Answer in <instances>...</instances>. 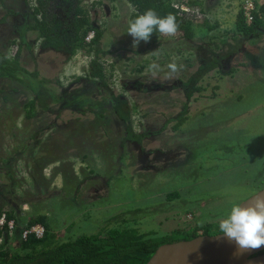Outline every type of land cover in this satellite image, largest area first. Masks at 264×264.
I'll return each instance as SVG.
<instances>
[{
  "label": "rangeland",
  "instance_id": "rangeland-1",
  "mask_svg": "<svg viewBox=\"0 0 264 264\" xmlns=\"http://www.w3.org/2000/svg\"><path fill=\"white\" fill-rule=\"evenodd\" d=\"M172 1L187 11L195 38L134 47L131 4L83 0L109 54L100 56L102 84L89 78L94 54L68 60L25 31L35 4L0 0V53H19L38 74L29 84L55 97L28 120L36 94L0 79V212L19 222L0 245L18 253L23 228L43 215L63 243L122 223L158 239L187 235L264 189V33L243 38L236 29L247 3L258 10L264 0ZM194 87L202 91L190 94ZM116 98L128 103L133 132L149 135L141 144L126 140ZM185 109L188 122L175 132Z\"/></svg>",
  "mask_w": 264,
  "mask_h": 264
},
{
  "label": "trees",
  "instance_id": "trees-1",
  "mask_svg": "<svg viewBox=\"0 0 264 264\" xmlns=\"http://www.w3.org/2000/svg\"><path fill=\"white\" fill-rule=\"evenodd\" d=\"M26 1L35 5L32 7L31 14L33 24L27 26L25 31L37 36V41L41 42L42 50L65 54L68 56V60H72L79 54L89 56L94 54L95 59L89 66V78L104 84L106 74L100 56L106 57L109 54L99 49L103 33L94 27L90 12L83 6V0ZM124 1L135 9L132 20L149 9L154 10L160 17L169 14L175 16L178 25L176 33L168 36L154 32L149 42L156 43L164 38L190 41L195 38L193 21L188 19L187 13L176 7L172 0ZM188 7L192 8V5H188ZM253 18V22L249 24L244 12L239 13L236 29L243 38L257 37L259 33H264V5L256 10ZM92 34L94 37L90 39ZM19 55L18 53L15 58H8L0 53V79L18 83L36 94L37 100H31L25 107L27 119L33 120L37 115L38 107L47 109L46 101L48 99L55 100V97L51 91L46 89L35 91L33 85L29 83L30 79L37 78L38 74L27 71L22 66ZM212 68L213 66L203 67L202 71L207 73ZM196 88L194 87L190 94H193L194 91L198 93L202 91V89ZM190 94L189 98L192 96ZM115 100V113L119 120L127 125L126 140L141 144L149 135H136L133 132L128 103L121 98ZM188 119V112L185 109L176 120L173 130L179 132ZM173 198H180V194L170 195L168 200L172 201ZM4 214H7L9 220H14L16 226H19L14 213L0 212V219ZM123 224L107 227L96 235L83 236L75 241L63 243L60 241L59 235L53 233L48 216L33 217L23 228V232L39 225L45 228L44 238L38 239L34 235H30L26 240L23 239L18 253L8 250L7 246L3 244L0 245V264H148L156 252L166 245L194 240L200 236V232L203 236L223 234L219 231V224H208L195 229L193 233H187V235L178 231L158 239L155 233L142 234L139 228H131L129 225L125 227ZM6 237H9V234L0 230V242Z\"/></svg>",
  "mask_w": 264,
  "mask_h": 264
},
{
  "label": "clouds",
  "instance_id": "clouds-1",
  "mask_svg": "<svg viewBox=\"0 0 264 264\" xmlns=\"http://www.w3.org/2000/svg\"><path fill=\"white\" fill-rule=\"evenodd\" d=\"M178 25L174 15L160 17L154 10H147L137 15L127 27V34L133 38V46L141 41L147 43L154 32L162 35H174ZM172 72L177 65L168 66ZM150 70H158L159 65L153 63ZM219 231L240 251L259 249L264 245V193L257 192L247 203H235L231 206L226 218L219 223Z\"/></svg>",
  "mask_w": 264,
  "mask_h": 264
},
{
  "label": "water",
  "instance_id": "water-1",
  "mask_svg": "<svg viewBox=\"0 0 264 264\" xmlns=\"http://www.w3.org/2000/svg\"><path fill=\"white\" fill-rule=\"evenodd\" d=\"M260 192L264 193V189ZM261 253H264V245L259 249L240 251L223 234L200 235L191 241L160 248L148 264H264Z\"/></svg>",
  "mask_w": 264,
  "mask_h": 264
},
{
  "label": "built area",
  "instance_id": "built-area-1",
  "mask_svg": "<svg viewBox=\"0 0 264 264\" xmlns=\"http://www.w3.org/2000/svg\"><path fill=\"white\" fill-rule=\"evenodd\" d=\"M182 10V9H181ZM183 12H187L183 9ZM256 8L254 7L253 3H247L244 7L243 12L244 16L249 24H251L254 20V13L256 12ZM93 34L90 36V39H93ZM16 222L14 220H9L7 214H4L0 219V230L6 231L9 234V237H13L14 233L16 232ZM45 228L42 226H35L30 230L24 231L22 234V238L26 240L30 235H34L38 239H42L45 236Z\"/></svg>",
  "mask_w": 264,
  "mask_h": 264
}]
</instances>
